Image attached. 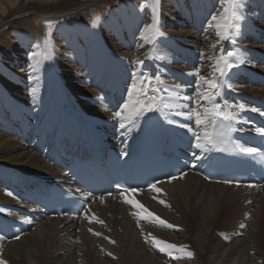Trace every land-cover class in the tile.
Here are the masks:
<instances>
[{
  "label": "bare ground",
  "instance_id": "obj_1",
  "mask_svg": "<svg viewBox=\"0 0 264 264\" xmlns=\"http://www.w3.org/2000/svg\"><path fill=\"white\" fill-rule=\"evenodd\" d=\"M58 1L61 0H0V33H9L5 43L0 45L1 228L6 225L16 228L17 224L27 220L17 213L27 206L14 195L15 192L22 194L31 185L41 187L43 182L60 179L64 174L43 157L47 156L49 150L44 148L45 151L41 152L40 148L52 144L57 148L77 144L80 128L96 134L99 140L115 138V142H125L126 148L132 147L131 142H138L147 127L149 113L139 118L135 126L128 125L125 129H121L118 121L113 118V113L120 110L127 100L132 73L138 71L135 67L136 58L144 60L143 71L153 77V86L164 88L160 84L161 79L170 90V85L174 86L173 79L184 83L185 87H182L180 94L182 97H192V100L181 99L179 103L193 108L196 106L195 86L199 81L190 73L199 71L201 75L210 77L211 68L221 49L225 52L234 51L241 62L229 73L228 83L233 88L222 89L217 99L233 104L243 103L249 109L252 108L253 98L264 99V87L259 86L264 81V0H243L247 14H243L244 19L239 22L238 34L234 31L231 39L219 43L215 31L209 28V22L211 16L220 10V0H165V11L159 18L170 21L171 24L167 23L166 27L178 30L175 32L177 37L166 34L176 43L173 47L171 42L160 36L156 37L155 45L146 44L142 32L146 24L152 23L151 8L141 11L138 6L129 4L112 10L101 29L96 30V35L88 28L79 30L64 25L55 30L54 40L49 45L45 43L48 39H44L42 31L29 18L27 21L30 25L21 23V18L29 15L21 12L39 5H54ZM91 1L94 2L74 0L79 3L75 9L85 8L93 3ZM61 13L46 12L44 18L59 17ZM12 14L17 15L13 17ZM252 20L253 27L250 25ZM21 26L29 32L28 37L13 36V28ZM39 41L43 45L42 54L37 47ZM213 44H216L215 49L211 47ZM33 53H36L35 57ZM146 53L150 54L148 58ZM236 59L233 58L234 62ZM171 60L192 65L189 66V74L170 71L173 67L168 61ZM155 77H159V82ZM33 89H36L35 95ZM111 98H117V105L114 100L107 101ZM254 114L245 111L241 115L249 123L250 115ZM156 120L160 130L169 137L179 132L191 133L187 128L180 127L181 124L191 126L194 131H201L195 127L194 120L175 115V111H168L167 116L156 112ZM156 187L162 191H143L135 201L178 227L179 231L175 233L172 228L150 223L134 215L139 209L124 202L126 197L120 196L95 201L84 215L70 220L56 217L24 222L28 227L17 236L19 239L4 240L5 235L0 237V259L7 264H86L93 254L98 256L96 248H99V256H105L102 260L104 264H121L118 256L123 252L115 244L111 246L109 242L99 240V245H96L98 240L94 233H100L105 224L101 216L110 213L119 218L118 223L110 225L113 231L110 233L118 236L120 243L130 253V264H148L141 255L142 250L146 253L150 251L153 264H164L162 258L166 262L172 260V264H197L192 258L176 259L178 254L182 255L179 252L173 251L172 256L161 252L154 247V242L150 243L152 250L143 239L149 233L168 243L176 241L177 235L180 239H188L179 225L182 220L180 215H190L198 208L202 217H205L208 215L206 200L212 202L216 216L220 212L228 219L235 218L254 202L264 201V187L205 182L194 173ZM241 196L239 205L236 199ZM161 200L170 207L160 203ZM234 204L239 206H236L235 212L232 209ZM262 208L264 210V206ZM240 219L241 215L236 220L239 222ZM98 221L103 223L97 224ZM244 233L242 229L236 232L226 256L219 258V254L211 252L213 264H258V258L252 254L249 261L246 260L247 256L231 258L239 250L247 251L248 255L250 251H256L243 248L247 241L246 236L241 238ZM197 235L202 243L204 229L198 231ZM133 248L137 249V253ZM190 249L187 247L188 251Z\"/></svg>",
  "mask_w": 264,
  "mask_h": 264
},
{
  "label": "snow or ice",
  "instance_id": "obj_2",
  "mask_svg": "<svg viewBox=\"0 0 264 264\" xmlns=\"http://www.w3.org/2000/svg\"><path fill=\"white\" fill-rule=\"evenodd\" d=\"M151 8L152 11V23L146 24L143 28L142 39L146 44L155 45L156 37L164 36L159 28V7L160 0H153L151 5H145ZM220 10L216 15L211 16L209 22V28L215 31V35L218 37V43L226 41L232 38L233 32L238 34L240 29V21L244 19V15L241 9L244 7L243 0H220ZM100 17L95 18V22L99 21ZM48 43V41H45ZM233 43L235 41L233 40ZM143 47V45H141ZM39 47V45H37ZM212 49L216 48V44L211 45ZM203 55V54H202ZM36 56V53H33ZM146 58L150 56L149 53L145 54ZM236 57V62L233 58ZM239 58L234 51L225 52L221 49L220 55L215 59L213 67L211 68L210 77L201 75L199 71L190 73L198 78L199 83L195 86V107L187 108V105H181L179 101L192 100V97L181 96L180 86H173L170 90L168 87L161 89L160 87L153 86V77L144 73V60L136 58L135 67L138 71L132 73V83L127 92V100L123 103L120 110L113 113V118L119 123L121 129H125L128 125L135 126L136 121L143 117L146 113L159 112L161 114L165 111H175V115L184 116L186 119L194 120L195 127L201 129V131H194L193 128L187 124H181L180 127L187 128L192 133L194 140V147L199 149L202 153L216 151H237L241 154L248 156H255L260 152V149L256 147H248L244 144L235 143L231 140L230 133L234 130L236 124H244L247 121L241 115L245 111L260 112V115L264 116V112H261L257 108H247L245 104H233L226 100H218L217 97L221 95V91L224 88L232 89V84L228 83L229 73L237 67ZM159 82V77H155ZM203 89V90H201ZM234 90V89H233ZM33 95L36 93V89L32 90ZM166 93V95H165ZM103 99L102 97L100 98ZM186 108L187 110H179ZM107 110V109H106ZM170 123L172 121H169ZM241 131L243 128L240 129ZM254 131L264 136V127H256ZM127 153H125L126 155ZM197 153H193L196 156ZM178 177H171L172 180ZM207 178V177H206ZM224 183H231V181H223ZM247 187H255L254 185H248ZM151 189L156 193L162 190L156 187L155 184L151 186ZM125 192L135 193L136 189H125ZM9 196L12 193H8ZM126 203L133 205L139 209L134 215L142 217L144 220L150 223H157L159 226L173 228L172 224L163 220L159 216L149 211L144 205L133 199L125 198ZM160 203L165 204L166 207L170 205L166 204L164 200ZM26 223H31V220H25ZM103 223V221H98ZM240 227H246L241 224ZM89 231H92L89 229ZM94 235H100V233H94ZM151 237V241H149ZM226 240L227 236L224 237ZM19 239V237H17ZM146 242H154V247L158 248L161 252H166L169 256L173 255V251L179 252L182 255H177L175 258H192L194 253L187 250L186 245L177 246L175 244L168 243L163 240H159L149 233L145 237ZM115 243V241H111ZM111 256V253H108ZM0 264H7L6 261L0 259Z\"/></svg>",
  "mask_w": 264,
  "mask_h": 264
},
{
  "label": "rangeland",
  "instance_id": "obj_3",
  "mask_svg": "<svg viewBox=\"0 0 264 264\" xmlns=\"http://www.w3.org/2000/svg\"><path fill=\"white\" fill-rule=\"evenodd\" d=\"M93 2V1H91ZM135 3V4H134ZM165 0H160V7H159V16H162V13L165 11L164 9V4ZM134 5L138 6V9L141 11H145L148 9V6L145 5H150L151 0H94V2L85 7V8H79L75 9L79 6V3L77 4L74 2V0H61L58 1V3H55L54 5L49 3V6H37L32 9L28 10H23L21 13L26 12L29 13L28 16L25 18L22 17L23 19L21 23H26L27 25H30V23L27 21V18H29V21L35 25V27L39 30L42 31L41 34H44V39H48V44L52 43V40H54L55 36V30L57 28H61L64 25H69L70 28L72 29H90L94 35L97 33V29H101L102 24L105 21L106 16L116 7L121 8L124 5ZM63 12L60 14L59 17H45L44 18V13H50V12ZM242 14L246 15L247 12L245 8L241 9ZM20 13V12H19ZM17 15V14H12ZM30 16V17H29ZM51 16V15H47ZM99 16L100 19L99 21L95 22V18ZM14 17V16H13ZM12 17V18H13ZM50 18V19H46ZM20 19V20H21ZM52 19V20H51ZM8 19H5L6 21ZM160 21V30L165 33L164 37L167 42L172 43V47L176 44L170 37H168L166 34L170 33L174 37H177V34L175 33L176 30L175 27L174 29L170 27H166L167 23H170L168 20H163L159 18ZM2 24V22H1ZM98 24H100L98 26ZM161 24L163 28H161ZM171 24V23H170ZM250 25L253 27L254 26V21L252 20L250 22ZM185 30V29H184ZM13 36L19 38L21 36L28 37L29 32L26 30L25 27H16L13 28ZM9 33L4 32L0 33V45H3L5 43V40L7 39ZM47 37V38H46ZM161 40V39H160ZM159 40V41H160ZM108 41V40H107ZM251 41V40H250ZM41 44V45H40ZM49 44V45H50ZM39 49L41 50V54L43 51V45L39 41ZM176 46V45H175ZM171 47V50H172ZM157 50V46L155 47ZM163 61H165L164 58L161 57ZM167 62V61H165ZM170 63L169 65L172 66L173 68H170V71L175 70L179 72L180 74H189L188 71L190 70L189 66H192L186 62H180L178 63L175 60L168 61ZM193 78H195L193 75H191ZM172 79V78H171ZM174 86L179 85L180 90L182 87H185L184 83H181L175 79H173ZM160 84L163 87H167V84L163 79L160 80ZM170 87H173L170 85ZM163 89V88H162ZM182 91V90H181ZM165 116L168 115V111H165ZM243 196L239 197L236 199L240 205V200ZM206 205L208 207V215L205 217H202V215L199 213V209L196 208V210L187 216H182L181 222H179V225L182 227V232L188 237V239H180L177 235L176 241L172 240L171 244H175L177 246L180 245H186L187 247H190V251L194 253V256L192 259L197 262V264H213V259L211 257V252H215L219 254V258L224 257L228 254V247L231 245L236 237V232L239 229H242L246 232L244 235L241 237L243 238L244 236L247 237V241L243 245V248L245 249H255L256 251L253 253V251L249 252V255L246 252L243 251H237L235 252L231 258L236 257V256H247V259L249 261V256L252 254L253 256L257 257L258 264H264V201L262 203H257L254 202L253 205L248 206V204H245V206H248V208L243 211L241 214V219L238 222L236 219L239 215L236 217L232 215L235 218L228 219L225 214H221L219 212V215H215L214 209L212 206V202L210 200H206ZM236 206L238 204H234L232 209L235 212ZM239 207V206H238ZM211 209L212 211H210ZM221 214V215H220ZM105 220V224L102 225V231L100 232V235H97V243L96 245H99V240H105L109 242L108 244L113 246L115 244L119 249L122 250V255L118 256L119 260L122 261L121 264H130V253L127 252V249L124 248L125 246L120 243L118 240L119 237L116 235H112L110 232H113L110 225H115L116 223L119 222V218L116 216L108 213L106 215L101 216ZM226 218V219H225ZM97 224H100L97 222ZM241 224L246 225V227H240ZM172 229L173 232L179 231L178 227H173ZM204 229V235H203V242L201 243L199 241L197 232L202 231ZM179 234V233H178ZM227 236L228 239L226 240L224 237ZM111 241H115V243H111ZM143 241L147 244H149V248L152 249L150 242H146L145 238ZM150 241V240H149ZM106 249L108 250L107 246ZM105 249V250H106ZM133 250L137 253V249L133 248ZM153 250V249H152ZM151 250V251H152ZM96 251L98 252V256H95L96 254H93L87 261L86 264H104L103 258L105 257H100L99 254V248H96ZM109 252H104V254L108 255ZM121 253V252H120ZM141 255L144 256L145 260H147L148 264H153L154 261L150 259V251L149 253L144 252L143 250L141 251ZM179 255V254H178ZM117 256V255H116ZM113 260V259H112ZM162 262L164 264H172L174 263L172 260H169L166 262L165 259L162 258ZM237 262V261H236ZM145 264V262H144ZM163 264V263H161Z\"/></svg>",
  "mask_w": 264,
  "mask_h": 264
}]
</instances>
